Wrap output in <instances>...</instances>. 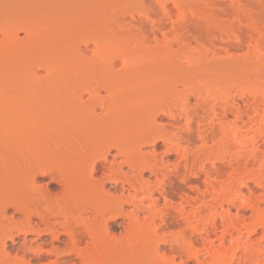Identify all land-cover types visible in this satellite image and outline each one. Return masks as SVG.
Listing matches in <instances>:
<instances>
[{"label":"rangeland","instance_id":"rangeland-1","mask_svg":"<svg viewBox=\"0 0 264 264\" xmlns=\"http://www.w3.org/2000/svg\"><path fill=\"white\" fill-rule=\"evenodd\" d=\"M31 21L36 26H40L43 34L51 29L50 35L41 34L40 36H43L38 37L39 40L27 39V33L21 30L24 26L21 23H31ZM5 30L6 32L18 30L17 37L8 38L4 33ZM140 56H147L145 60L142 59L144 62L148 57H153L155 60L142 62L140 68L138 65L130 68L129 65L126 66L128 59L143 58ZM123 66H126V70ZM115 81L119 84H114ZM121 82L123 85H120ZM140 82L143 86L139 85ZM124 84L126 86L130 84L129 87L134 89L129 87L128 89ZM113 88L117 92L114 97H112ZM121 92H125L122 93V97ZM129 96L132 100H128ZM109 100L112 101L111 106ZM117 100L122 103L125 100L129 101L126 102L128 106L125 103L119 104ZM113 103H117L114 106L120 109L116 108L115 111L116 109L112 108ZM108 106L112 108L111 115L107 110L105 111ZM36 107L38 110L35 109ZM91 124L94 127L96 124V129L93 126L92 129ZM99 124H102V127ZM59 125L63 127L60 128ZM104 126L108 132L103 128ZM89 128L90 136L94 134L93 140L102 138L99 135H104V131L107 133L102 138V141L106 140L102 143V147L105 146V152L112 148L110 154L105 153V156L108 154L107 164L114 167L112 173L108 171V174H114L113 176L119 179L112 184L108 180L105 183V189H110L111 194L117 195L115 200L106 196L105 209L108 213L118 215V220L122 221L121 217L124 213L122 212L121 215V206H118L121 203L118 201L117 204L116 201L119 200L118 195L123 194L124 197H120L125 199L120 201L124 200L125 203L127 200L125 211L128 213L132 208L134 209L135 204H142V208L143 205H150L148 199L144 200L141 194H146V190L139 191L142 190L140 185H143L144 181L143 186L151 189L155 186L154 189L157 191L160 189L158 191L160 194L161 189L163 191L164 188L166 196L168 194L171 199L172 205L168 199L170 206H166L162 195L157 192L153 195L154 198L157 195L161 203L159 207L154 206L156 210L153 211L165 205V208L167 207L165 219H160L162 216L159 212L157 215L149 212L147 208L149 206L144 208L148 213L142 217L144 219L149 217L145 222L149 224L144 225L145 229L144 226L141 227L142 233L140 228L137 230L140 231L139 235L137 233V264H238L237 261L239 262L244 254L242 249L245 251V246H251V243L255 245L261 243L264 246V224L260 221L264 218V0H52L51 2L50 0H0V181H2L0 204L2 202L5 204L4 201L10 199L16 202L26 189L24 197L28 201L26 203V198L22 195L21 198L19 197L22 202L30 204L28 202L31 201L33 205L39 200L40 198L36 200L32 197L35 194L28 188L23 190L22 183L23 185L25 181V184L28 183L32 171L38 169L39 161L44 162L45 160L42 159L45 157L49 156V162L64 153L70 151L74 153L75 149L72 147L76 148L77 142L79 145L87 141ZM97 128L101 131L100 133L97 131L98 135H96ZM118 128L119 131L117 130L116 133L114 130ZM117 141L124 143V147ZM56 142L57 144H54ZM127 149L132 155L143 157L141 162L147 163L148 167L144 169L146 164L130 155ZM113 153L118 156L114 158ZM125 156L130 160V164L136 161V166L139 162L137 168L141 169L130 171ZM129 156L131 158H128ZM110 159H116L118 163ZM122 163H126V166L121 165ZM120 165L121 167H118ZM151 165L155 172H158L157 174L150 171ZM117 167L123 170L120 171ZM127 171L129 176L132 175L131 178L129 176L127 178L135 182L138 190L129 183L124 185L123 182L121 183L120 179L124 180L123 172ZM135 175H138L136 176L138 180L141 177L144 181L140 180V183L138 180L134 181ZM38 181L45 182L44 179ZM244 183L248 185V189L251 187L252 189L248 190ZM119 185L127 188L122 192ZM17 186L19 191L18 189L16 191L21 193L20 195L15 193L14 187ZM117 187L119 191L116 190ZM137 191L140 193L136 194ZM179 195H184V199L189 200L188 205L185 201L187 209L185 215L188 219L185 221L182 218L178 220L179 215L175 214L176 206L181 201ZM144 196L145 198L148 196V191ZM133 197L140 199V204ZM131 198L136 203L133 204ZM231 198V201L237 200V204L233 207L231 205L232 209L228 214L224 212L230 205L226 200ZM208 202L209 204L215 202L216 206V203H219L223 208L218 206L211 209L210 205L206 204ZM37 203L39 204L40 201ZM221 203L223 206L220 205ZM43 204L44 202L39 208H44ZM251 205L257 206V209ZM10 213L13 211L11 210ZM108 213L105 214V223L99 221L100 224H97L96 245L87 249L85 253L89 255L86 256L87 258L92 256L94 260L91 258L87 259L88 262H81L74 259V263L123 264L127 258L124 248L127 250L128 241L124 238L121 229L114 228V219L109 221L108 218L111 216L110 214L108 216ZM154 217L157 224L162 225L157 231L153 230L150 224L151 218L153 220ZM19 218L21 215H16V219ZM103 226L106 232L102 230ZM106 227L111 229L110 232ZM253 230L257 231L253 233ZM97 232L101 235L97 236ZM118 237L119 240L116 239L117 241L114 242L113 239ZM90 250L92 253L95 251L98 257H94L97 255L92 253V255L88 254ZM218 251L228 252L227 256L223 255V257V253ZM216 253L221 254L222 262H216L219 258H216ZM10 254L11 262L6 259L0 260L1 264H13V257H16L15 250H11ZM261 255L257 257L259 261L253 257L254 261L251 264L260 263L261 259H264V255L262 257ZM2 258L4 259L0 253V259ZM50 258L55 260L56 256L52 255ZM68 258L64 259L71 262L72 258ZM262 262L260 264H264V260ZM32 264H40V261H33Z\"/></svg>","mask_w":264,"mask_h":264},{"label":"bare ground","instance_id":"bare-ground-1","mask_svg":"<svg viewBox=\"0 0 264 264\" xmlns=\"http://www.w3.org/2000/svg\"><path fill=\"white\" fill-rule=\"evenodd\" d=\"M24 1V0H23ZM28 1V0H27ZM52 0H50V2H51ZM64 1V0H63ZM69 1V0H68ZM48 2V1H47ZM59 2V1H58ZM71 2V1H70ZM22 3V2H21ZM26 3V2H25ZM54 4H55V2H53ZM61 3V2H60ZM68 3V2H67ZM28 4H30V1H29V3ZM47 4V3H46ZM49 4V3H48ZM70 4V3H69ZM27 5V4H26ZM50 5V4H49ZM27 10V9H26ZM70 10V9H69ZM46 14V13H45ZM42 15V14H41ZM65 16V15H64ZM29 17V16H28ZM32 17V16H31ZM40 17V16H39ZM49 17V16H48ZM26 18V17H25ZM68 18H69V16H68ZM72 18V17H71ZM75 18V17H74ZM33 19V18H32ZM27 19H25V21H26ZM41 20V19H40ZM55 20V19H54ZM66 20V19H65ZM69 20H70V18H69ZM25 21H23V22H25ZM32 21H34V19L32 20ZM31 21V23L29 22V23H21L22 25L24 24V26L22 27V29L21 30H23L25 33H27V39H37L38 37H42L44 34H49L50 35V32H51V29H48L44 34L42 33V31L40 30V26L38 27V26H36L35 25V23H33ZM39 21V20H38ZM48 21V20H47ZM40 22V21H39ZM41 23V22H40ZM36 24H37V20H36ZM46 24V23H45ZM55 24V23H54ZM72 24V23H71ZM48 25V24H47ZM52 25V24H51ZM52 27H53V25H52ZM56 27V26H55ZM71 27V26H70ZM51 28V27H50ZM53 29V28H52ZM62 29V28H61ZM71 29V28H70ZM20 30V29H19ZM60 30V29H59ZM18 31V30H17ZM17 31H15V30H13V31H8V32H6V30H5V35L8 37V38H10V39H15L16 37H17V34H18V32ZM53 31V30H52ZM161 31V30H160ZM163 31V30H162ZM165 32V31H164ZM152 33H153V31H152ZM41 34H43L42 36H40ZM52 34H53V32H52ZM59 34V33H58ZM162 34H164V33H162ZM46 36V35H45ZM164 36V35H163ZM47 37V36H46ZM156 37V36H155ZM166 37V36H165ZM154 38V37H153ZM41 39V38H40ZM159 39V38H158ZM37 40H39V39H37ZM12 41V40H11ZM30 41V40H29ZM48 41V40H47ZM40 42V41H39ZM49 42V41H48ZM35 43V42H34ZM31 47V46H30ZM140 57H143V58H141V59H135V60H132V58H131V60H127L126 61V66L127 65H129V68H130V66H133V65H138V67H139V65H142V62L143 63H148L147 61H149V59H152V60H155V59H153V57L152 58H150V57H148V59H147V61L146 62H144V58L145 57H147V56H140ZM127 58H129V57H127ZM138 58V57H137ZM142 59H144V60H142ZM124 61H125V58L123 59ZM151 60V61H152ZM164 60V59H163ZM195 61V60H194ZM116 62V61H115ZM155 62V61H154ZM159 63H160V60L158 61ZM162 62V61H161ZM150 63H152V62H150ZM122 64V63H121ZM124 64V65H125ZM155 64H158V63H155ZM194 64V63H193ZM149 65V64H148ZM162 65V64H161ZM39 66V65H38ZM40 66H42L41 64H40ZM125 66V67H126ZM145 66V65H144ZM144 66H142V68L144 67ZM151 66V65H150ZM152 66H154V64L152 65ZM124 67V66H123ZM124 67V69L126 70V68ZM147 67V66H146ZM33 68V67H32ZM115 68V67H114ZM134 68H135V66H134ZM140 68V67H139ZM139 68H137V70L139 69ZM35 69H36V66H35ZM123 69V68H122ZM132 69V68H131ZM147 69V68H146ZM128 71H129V69H128ZM130 74V73H129ZM118 75H119V73H118ZM117 77V76H116ZM117 79H118V77H117ZM128 79V78H127ZM130 79V78H129ZM111 81V80H110ZM109 81V82H110ZM119 81V80H118ZM122 82H123V79L121 80ZM131 81V80H130ZM142 81V80H141ZM121 82V84L120 85H123V83ZM128 82V81H127ZM133 82V81H132ZM137 82V81H136ZM135 82V83H136ZM118 84H119V82H117ZM116 83V81H115V83L114 84H117ZM113 84V83H112ZM117 84V85H118ZM128 84V83H127ZM131 84H133V83H131ZM142 85L143 83H139V85ZM145 84V83H144ZM125 85V84H124ZM130 85V84H129ZM129 85L128 86H126L127 88L129 87ZM135 85V84H134ZM147 85V84H146ZM116 86V85H115ZM138 86V85H137ZM136 86V87H137ZM143 86V85H142ZM106 87V86H105ZM113 87V86H112ZM135 87V89H138V88H136ZM139 87H141V86H139ZM146 87V86H145ZM108 88V87H107ZM120 88V87H119ZM129 88H132V87H129ZM128 88V89H129ZM114 89V88H113ZM132 89H134V88H132ZM131 89V90H132ZM144 89V88H143ZM97 90V89H96ZM95 90V91H96ZM109 90V89H108ZM122 90V89H121ZM56 91V90H55ZM54 91V92H55ZM77 91V90H76ZM89 91V90H88ZM112 90H110V92H111ZM113 91H115V92H113ZM112 91V94H113V96H112V94H111V96L112 97H114L115 96V93H117L116 92V89H114ZM117 91H118V88H117ZM127 91V90H126ZM133 91H135V90H133ZM146 91V90H145ZM89 92H91V90L89 91ZM99 92V91H98ZM108 92V95H110L109 94V91H107ZM119 92V91H118ZM59 93V92H58ZM120 93V92H119ZM122 93H125V92H121V94ZM128 93V92H127ZM130 93V92H129ZM132 93V92H131ZM151 93V92H150ZM82 94H83V91H82ZM135 94V93H134ZM81 94H79V96H80ZM95 95V94H94ZM131 95V94H130ZM154 95V94H153ZM54 96H55V94H54ZM110 96V97H111ZM123 96V94L121 95V97ZM135 95H133V97H134ZM110 97H108V98H110ZM119 97V96H118ZM118 97H116V98H118ZM130 97V96H129ZM152 97V96H151ZM81 98V97H80ZM106 98V97H105ZM141 98V97H140ZM149 98V97H148ZM154 98V97H153ZM42 99H44L43 97H42ZM128 99V98H127ZM152 99V98H151ZM81 100V99H80ZM116 100V99H115ZM114 100V101H115ZM122 100H124V99H122ZM128 100H132L131 99V97H130V99H128ZM134 100H137V99H134ZM133 100V101H134ZM145 100H147L148 101V99H145ZM149 100H150V98H149ZM109 101H111V100H109ZM118 101V100H117ZM119 102V101H118ZM126 102H129V101H127V100H125V104H126ZM135 102V101H134ZM140 102V101H139ZM150 102H152V101H150ZM108 103V102H107ZM120 103H122L121 101L119 102V104ZM124 103H122V104H124ZM140 103H142V102H140ZM43 104H45V103H43ZM53 104V103H52ZM76 104V103H75ZM78 104H79V102H78ZM114 104H117V103H113V109L115 108H118V106L117 107H115L114 106ZM81 105V104H80ZM112 105V101H111V104H110V106ZM132 105V104H131ZM138 105V104H137ZM29 106V105H28ZM37 106V105H36ZM48 106V105H47ZM82 106V105H81ZM80 106V108H82ZM99 106V105H98ZM126 106H128L127 104H126ZM133 106V105H132ZM35 107V106H34ZM43 107V106H42ZM42 107H40V108H42ZM57 107V106H56ZM66 107V106H65ZM84 107V106H83ZM89 107H91V106H89ZM88 107V108H89ZM105 107H106V105H105ZM109 107V106H108ZM107 107V108H108ZM122 107H123V105H122ZM134 107V106H133ZM138 107H139V105H138ZM78 108V107H77ZM94 108V107H93ZM105 109V111L107 110L108 112V114L111 112V110H112V108L111 107H109V109H110V111H109V109ZM124 108H125V106H124ZM33 109V108H32ZM36 110H38L37 109V107L35 108ZM46 109H48V108H46ZM53 109H54V107H53ZM62 109V108H61ZM84 109V108H83ZM118 109H120V108H118ZM133 109V108H132ZM86 110V109H85ZM91 110V109H90ZM89 110V111H90ZM124 110V109H123ZM128 110V109H127ZM32 111V110H31ZM43 111V110H42ZM58 111V110H57ZM104 111V110H103ZM115 111H117V109L115 110ZM119 111V110H118ZM120 111H122V110H120ZM132 111V110H131ZM139 111V110H138ZM26 112H27V110H26ZM45 112H46V110H45ZM48 112V111H47ZM52 112V111H51ZM61 112H62V110H61ZM92 112V111H91ZM114 112V111H113ZM127 112V111H126ZM42 113H44V112H42ZM41 113V114H42ZM71 113H73V112H71ZM97 113V112H96ZM99 113V112H98ZM97 113V114H98ZM115 113V112H114ZM119 113V112H118ZM129 113V112H128ZM40 114V115H41ZM66 114V113H65ZM67 114H69V113H67ZM78 114V113H77ZM90 114V113H89ZM100 114V113H99ZM102 114H105V113H102ZM112 113H110V115H111ZM64 115V114H63ZM71 115V114H70ZM73 115V114H72ZM76 115V114H75ZM74 115V116H75ZM79 115V114H78ZM95 115V114H94ZM107 115V114H106ZM114 115V114H113ZM135 115V114H134ZM32 116H34V115H32ZM48 116V115H47ZM46 115H45V117H47ZM52 116V115H51ZM57 116H58V114H57ZM67 116V115H66ZM66 116H65V118H66ZM73 116V117H74ZM102 116V115H101ZM105 116V115H104ZM44 117V118H45ZM60 117V116H59ZM72 117V116H71ZM84 117H85V115H84ZM98 117H100V116H98ZM97 117V118H98ZM103 117V116H102ZM159 117V116H158ZM64 118V117H63ZM77 118V117H76ZM76 118H74V119H76ZM86 118V117H85ZM96 118V119H97ZM116 118V117H115ZM121 118V117H120ZM56 119H58V118H56ZM73 119V118H72ZM129 119H131V118H129ZM78 120V119H77ZM80 120V119H79ZM78 120V121H79ZM86 120V119H85ZM61 121V120H60ZM112 121V120H111ZM126 121V120H125ZM43 122V121H42ZM56 122V121H55ZM61 122H63V121H61ZM68 122V121H67ZM92 122V121H91ZM153 122V121H152ZM60 123V122H59ZM96 124H97V121L95 122ZM108 123H110V122H107V124ZM112 123V122H111ZM110 123V124H111ZM121 123V122H120ZM129 123H131V122H129ZM46 124V123H45ZM49 124H52V123H49ZM61 124V123H60ZM88 124V123H87ZM96 124H95V127H96ZM106 124V123H105ZM109 124V125H110ZM113 124V123H112ZM115 124V123H114ZM117 124H118V122H117ZM163 124V123H162ZM166 124V123H165ZM57 124L55 123V126H56ZM85 125V124H84ZM83 125V126H84ZM100 125V124H99ZM102 125V124H101ZM100 125V127H102ZM124 125V124H123ZM129 125V124H128ZM43 126H45V125H43ZM47 126V125H46ZM65 126V125H64ZM92 126H93V128H95L94 127V125H92L91 124V128H92ZM49 127V126H48ZM59 127H60V125H59ZM61 127H63V126H61ZM60 127V128H61ZM81 127V126H80ZM97 127H99V126H97ZM109 126H107V128H108ZM112 127H113V125H112ZM118 127H119V125H118ZM135 127V126H134ZM43 128V127H42ZM44 128H46V127H44ZM52 128V127H51ZM64 128H66V127H64ZM73 128V127H72ZM77 128V127H76ZM84 128V127H83ZM87 128V127H86ZM92 128V129H93ZM104 129L106 128L105 126L103 127ZM49 129V128H48ZM68 129V128H67ZM81 129V128H80ZM91 129V130H92ZM96 129V128H95ZM99 128H97V130H96V132L98 131L99 133L101 132L100 131V129L98 130ZM51 130H53V129H51ZM55 130V129H54ZM72 130H74V129H72ZM84 130V129H83ZM88 130V135L86 136V138H87V141L85 140V143H83V142H81L79 145H78V142H77V145L75 146L76 148H77V146H78V148L76 149V148H74V147H72L73 149H75V151H74V153L72 152V153H70V152H67V153H70V154H62V155H59L60 156V158H58V157H56V160H55V157H54V160H53V158L52 157H50L53 161H49L50 162V164H49V162H48V160H49V156L48 155H46V156H48L46 159L44 158V159H42V158H39V159H42V160H45L44 162H40L39 161V163L41 164V166H40V164H39V166H38V169H35V168H33V169H35V170H33L32 171V173H31V171H30V173H31V176L29 175V173H26V175L28 174L29 176V180H28V183L27 184H25L26 183V181L24 182V185H23V183H22V188H23V190L24 189H26V188H28V190H30V192L31 193H33V194H35V196L33 195L32 197L33 198H36V200L38 199V198H40L41 200H42V202H41V200L39 199V200H37V201H35V206H33V205H31V201H29L28 203H30V204H25L24 202L25 201H23L22 202V200H20L19 199V197L21 198V196L23 195V197L26 195V194H24L25 192H27V189L25 190V191H23L24 193H19L18 191H19V188H18V186H17V188H15L14 187V190H15V193L17 192V193H19V197H18V199H16V202H14L15 200H13V201H10V200H8L7 202L6 201H4L5 202V204L2 202L1 204H3L2 205V209H0V253H1V255H3V257H4V259L2 258V259H0V260H7V261H9V262H11V250L12 251H14L15 250V252H16V254L14 255V256H16V257H13V264H32L33 263V261H40V264H61V263H66V264H68V262H69V264L71 263V262H73V260L74 259H76V260H80L81 262H88L89 260H87V259H91L92 258V256L89 258H87L86 256H89V255H87V254H85L87 251V249H90L91 247H93V245L95 244V242H96V235H95V232H96V227H97V224H98V222L99 221H104V223H105V214H107L108 212H107V210L105 209V198H106V196L108 195L109 197H110V199L112 200V198H114V200L115 199H117V195H115V194H111V192L112 191H110V189H108V190H106L105 189V183H106V180H108L109 182H111V184H112V182L113 181H118L119 179L118 178H116V177H114L113 175H111V174H108V171H112L113 169L112 168H114V167H111V166H109V165H111V164H107V160L109 159V157H108V154H110L109 153V151L112 149H110L109 151L107 150V152H105V146H103L102 147V143H104L106 140H104L103 139V141H102V138L103 137H105L106 135H107V133L106 132H108L106 129V132L104 131V135H102V136H100L99 135V137H102V138H100V139H94L93 140V136H94V134H93V136L91 137L90 136V134H89V130H90V128L89 129H87ZM101 130H103L102 128H101ZM111 130V129H110ZM114 130V129H113ZM119 131V128L118 129H116V130H114L115 132L116 131ZM122 130H123V128H122ZM44 131V130H43ZM70 131V130H69ZM114 131H112L113 133H114ZM35 132V131H34ZM60 132V131H59ZM75 132V131H74ZM87 132V131H86ZM98 132L96 133V135H98ZM110 132V131H109ZM112 132H110V133H112ZM58 133V132H57ZM64 133V132H63ZM71 133V132H70ZM90 133H91V131H90ZM93 133H95L94 131H93ZM117 133V132H116ZM119 133V132H118ZM49 134V133H48ZM102 134V133H101ZM123 134V133H122ZM121 134V135H122ZM50 135V134H49ZM58 135H60V134H58ZM64 135V134H63ZM71 135H74V134H71ZM76 135H77V133H76ZM76 135L74 136V137H76ZM81 135V134H80ZM111 135V134H110ZM120 135V134H119ZM46 136V135H45ZM52 136H53V134H52ZM55 136V135H54ZM81 136H83V135H81ZM36 137V136H35ZM41 137V136H40ZM62 137V136H61ZM84 137H85V135H84ZM97 137V136H96ZM113 137H114V135H113ZM44 138H46V137H44ZM50 137H48V139H49ZM63 138V137H62ZM67 138V137H66ZM73 138V137H72ZM109 138V137H108ZM119 138V137H118ZM155 138V137H154ZM11 139V138H10ZM64 139V138H63ZM77 139V138H76ZM107 139V138H106ZM152 139V138H151ZM157 139V138H156ZM34 140V139H33ZM39 140V139H38ZM65 140H67V139H65ZM69 140V139H68ZM67 140V141H68ZM79 140V139H78ZM40 141V140H39ZM45 141V140H44ZM57 141V140H56ZM67 141H65V142H67ZM80 141V140H79ZM157 141V140H156ZM33 142V141H32ZM53 142H55V141H53ZM62 142H63V140H62ZM109 142V141H108ZM111 142V141H110ZM117 142H120V141H117ZM124 142V141H123ZM155 142V141H154ZM49 143V142H48ZM64 143V142H63ZM62 143V144H63ZM73 143H75L74 141H73ZM114 143V142H113ZM121 144H122V142H120ZM21 144V143H20ZM51 144V143H50ZM54 144H57V142L56 143H54ZM71 144V143H70ZM76 144V143H75ZM124 144V143H123ZM122 144V146L124 147V145ZM3 145H4V143H3ZM34 145V144H33ZM37 145H39V144H37ZM43 145V144H42ZM68 145V144H67ZM105 145V144H104ZM108 145V144H107ZM110 145H112V144H110ZM117 145V144H116ZM128 145V144H127ZM127 145H126V147H127ZM22 146V145H21ZM46 146H48V145H46ZM53 146V145H52ZM51 146V147H52ZM35 147V146H34ZM44 147V146H43ZM57 147H58V145H57ZM66 147H70V146H66ZM80 147V148H79ZM92 147H95L96 149L94 150ZM109 147V146H108ZM108 147L106 148V149H108ZM114 147V146H113ZM118 147H119V145H118ZM130 147V146H129ZM8 148V147H7ZM11 148V147H10ZM41 148V147H40ZM54 148V147H53ZM65 148V147H64ZM142 148V147H141ZM21 149V148H20ZM19 149V150H20ZM44 149H45V147H44ZM51 150H52V148H50ZM54 149H57V148H54ZM66 150H67V148H65ZM118 149V148H117ZM122 149V148H121ZM120 149V150H121ZM59 150V149H58ZM64 150V149H63ZM119 150V151H120ZM123 150H125L126 151V149H123ZM128 150V149H127ZM42 151V150H41ZM4 152V151H3ZM43 152V151H42ZM64 152H66L65 150H64ZM118 152V151H117ZM116 152V153H117ZM2 153V152H1ZM8 153V152H7ZM7 153L5 154V155H7ZM37 153V152H36ZM43 153H45V152H43ZM42 153V154H43ZM49 153V152H48ZM53 153H55V152H53ZM60 153V152H59ZM105 153H108V154H106L107 156H105ZM125 153V152H124ZM127 153V152H126ZM128 153H129V150H128ZM127 153V154H128ZM16 154V153H15ZM41 154V155H42ZM52 154V153H51ZM114 154V153H113ZM130 155H132L131 154V152L129 153ZM141 154V153H140ZM18 155V154H17ZM33 155H34V153H33ZM54 155H57V154H54ZM117 154H114V158H115V156H116ZM137 155V154H136ZM1 156V155H0ZM22 156V155H21ZM51 156V155H50ZM118 156V155H117ZM123 156V155H122ZM128 156V155H127ZM132 156H134V155H132ZM138 156H140V155H137V157L136 156H134V157H136V159L138 158V159H140V162H141V159H143V157L142 158H139ZM25 157V156H24ZM27 157V156H26ZM134 157H132V158H134ZM146 157H147V155H146ZM149 157H150V155H149ZM148 157V160L150 159ZM20 158V157H19ZM57 158H58V160H57ZM111 158V157H110ZM119 158V157H118ZM124 158H126L127 159V157L125 156ZM128 158H131L130 156L128 157ZM17 158L15 157V159L14 160H16ZM23 159V158H22ZM29 159H31V158H29ZM38 159V158H37ZM38 159V160H39ZM106 159V160H105ZM135 159V160H136ZM145 159V158H144ZM10 160V159H9ZM18 160H20V159H18ZM25 160H27V159H25ZM41 160V161H42ZM111 160V159H110ZM109 160V163H111V161H115L114 159L113 160H111L110 161ZM128 160V161H127ZM127 160H125V161H127V165H129L130 166V171H134V170H136V168H137V163L138 164H140L139 162H137L136 163V166H135V162H133V163H131L130 164V160L129 159H127ZM133 160V159H132ZM105 161H106V163H105ZM138 161V160H137ZM153 161V160H152ZM28 162V161H27ZM47 162V163H46ZM116 162H117V160H116ZM115 162V163H116ZM122 162H124V161H122ZM156 162V161H155ZM24 163H25V161H24ZM118 163V162H117ZM141 163H143V164H146V165H144V167H143V164H141V166L145 169L146 168V166L148 165L147 163H144V162H141ZM152 163V162H151ZM263 163H264V161H263ZM21 164V163H20ZM37 164V163H36ZM113 164V163H112ZM124 163H122L121 165H123ZM126 164V163H125ZM124 164V165H125ZM132 164H133V166L135 167H133L132 166ZM6 165H7V163H6ZM15 165V164H14ZM38 165V164H37ZM36 165V166H37ZM105 165H108V167L106 166L105 167ZM121 165L120 166H118V167H121ZM262 166H263V164H261ZM114 166V165H113ZM116 166V165H115ZM126 166V165H125ZM141 166H139L138 165V167H141ZM155 166V165H154ZM26 167V166H25ZM34 167V166H33ZM117 167V168H118ZM124 167V166H123ZM122 167V168H123ZM148 167V166H147ZM150 168H151V172L152 173H154L156 170H154V168L152 167V165L151 166H149ZM3 168H4V166H3ZM13 168V167H12ZM37 168V167H36ZM106 168V169H105ZM116 168V169H117ZM142 168V169H143ZM32 169V168H31ZM115 169V170H116ZM118 169H120V168H118ZM134 169V170H133ZM137 169H141V168H137ZM156 169V168H155ZM264 169V168H263ZM15 170H17V169H15ZM123 169H120V171H122ZM3 171V170H2ZM5 171H7V170H5ZM23 171H24V169H23ZM29 171V170H28ZM117 171V170H116ZM126 171V170H125ZM139 171V170H138ZM141 171V170H140ZM145 171V170H144ZM159 172H160V170H158ZM15 172V171H14ZM142 172V171H141ZM18 173V172H17ZM112 173V172H111ZM114 173V172H113ZM151 173V174H152ZM156 174L158 173V172H155ZM6 174V173H5ZM21 174H23V172L21 173ZM131 174V173H130ZM135 174H136V172H135ZM138 174V173H137ZM143 174V173H142ZM160 174V173H159ZM162 174V173H161ZM160 174V175H161ZM16 175V174H15ZM25 175V174H24ZM122 175V174H121ZM123 177H124V180L121 178L120 179V181H121V183L123 182V185L125 184V183H129V185H131V186H133V188H137L136 187V185H135V182H133V181H131L130 179H128L127 177L129 176V171H127L126 173L125 172H123ZM141 175V174H140ZM139 175V176H140ZM163 175V174H162ZM11 176H12V174H11ZM21 176V175H20ZM131 176L132 175H130L129 177L131 178ZM136 176H138V175H135L134 176V178L136 177ZM142 176V175H141ZM153 176H155L154 174H153ZM3 177L5 178V176H4V173H3ZM119 177H121V176H119ZM126 177V178H125ZM156 177H157V175H156ZM183 177V176H182ZM138 177H136L135 178V180L134 181H137L138 179H137ZM140 178V180H142V178L141 177H139ZM158 178V177H157ZM8 179H9V177H8ZM39 179H44L45 180V182L44 183H39ZM118 179V180H117ZM1 180V179H0ZM6 180V179H5ZM140 180H138L139 181V183L141 182ZM159 180V179H158ZM6 181H8V180H6ZM107 181V182H108ZM142 181H144V180H142ZM182 181H184V180H182ZM243 181V180H242ZM241 181V182H242ZM0 182H2V181H0ZM145 182V181H144ZM144 182H143V185H144ZM152 182H154V181H152ZM244 182V181H243ZM242 182V183H243ZM246 182V184H249L247 181H245ZM6 183V182H5ZM20 183V182H19ZM2 184V183H1ZM117 184H118V182H117ZM151 185L153 184V183H150ZM245 183H244V186H246L247 187V189H248V185H246ZM13 185H15V184H13ZM16 185H18V184H16ZM140 185V184H139ZM138 185V186H139ZM142 184L140 185V189H142V190H139V191H144V190H146L145 191V193L146 194H144V193H141L142 194V196L144 197V200L145 199H148V202H149V204L150 205H147V206H149V207H147L146 205H143L144 206V208L145 207H147L148 209H149V212H151L153 215L155 214V215H157V213L159 212L160 214H161V216H162V218L160 217V219L162 220V219H165V218H167V216H166V214H167V211L165 210L166 208H165V205L166 206H170L169 204H168V199H170L169 197H168V194H167V196H166V194H165V192H164V188H163V191H162V189H161V194H160V192L158 193V191H160V189H158V191L156 190V189H154V188H156L155 186H153L152 188L153 189H151V187L150 188H148V190H147V188L145 187V186H143ZM145 185H146V183H145ZM154 185V184H153ZM2 186V185H1ZM6 186V185H5ZM12 186V185H11ZM24 186H27V187H25L24 188ZM117 186V185H116ZM128 186V185H127ZM130 186V188L131 189H133L132 187ZM148 186H149V183H148ZM20 187H21V184H20ZM119 187H121L120 185H119ZM160 187V186H159ZM250 187V186H249ZM6 188V187H5ZM114 188V187H113ZM127 187L125 186H122L121 187V189H122V192H123V190H125ZM129 188V189H130ZM145 188V189H144ZM160 188H162V186L160 187ZM10 189V188H9ZM12 189H13V187H12ZM18 189V191H16ZM117 189H119L118 187L116 188V190ZM250 189V188H249ZM248 189V190H249ZM251 189H252V187H251ZM250 189V190H251ZM255 189V188H254ZM253 189V190H254ZM128 190V189H127ZM136 190H138V188L136 189ZM3 191H5V190H3ZM10 191H11V189H10ZM117 191H119V190H117ZM121 191V190H120ZM139 191H137V193L136 194H138V193H140ZM147 191H148V196H146V198H145V196L144 195H147ZM8 192V191H7ZM12 192V191H11ZM22 192V191H21ZM155 192H157L158 194H160V196L162 195L164 198L163 199H165L164 200V202L166 201V204L165 205H163L164 207H162V208H159V210L157 209V211H153L155 208H153L154 206H158V205H161V203H160V198L158 197L157 198V195L155 196V198H154V193ZM241 192V191H240ZM105 193H106V195H105ZM113 193H116V192H113ZM134 193H135V191H134ZM167 193H168V191H167ZM9 194V193H8ZM13 194V193H12ZM144 194V195H143ZM7 195V194H6ZM114 195V196H113ZM1 196V195H0ZM4 197H7V196H5V195H3ZM29 196V195H28ZM120 196H123L124 197V194L123 195H118V198H119V200H117L116 201V203L118 204V201H119V203H121V205H118V206H121V215L124 213V216L123 217H121V219H122V221H119L118 220V218H117V216L118 215H115V214H112V212L111 213H108V216H109V214H110V218H108L109 219V221L110 220H113L114 221V224H115V226H114V228H119V229H121V231L123 232V234H124V238H127V240L126 239H124V240H126V241H128V243L126 244L127 246H126V248H127V250L124 248V253H126V256H127V258H125V261L123 262V264H137V255H138V250H136L137 249V238H138V236H137V233H138V235H139V233H140V231H137L139 228H140V230H141V227H143L144 225H148L149 223H145V222H147L146 221V219H144L142 216H144L145 214L147 215V213H148V211H147V213H146V209H144V208H142V204H140V202H139V200H138V198L136 199L135 197H133L134 199H136V201H138V204H140V205H137V204H135L134 205V209L132 210H130L129 212L130 213H128V212H126L125 211V206H126V202H127V200H126V202L125 203H123V201H120V200H122V199H125V198H122L121 199V197ZM130 196H136V195H130ZM184 195H179V198H181V201L178 203V205L176 206V211L175 212H177V213H175V214H178L179 215V217H177L178 218V220H179V218L181 219L182 218V220L184 219V221H185V219H187V217H186V213H187V209H186V207H185V201L187 202V205H188V198H186L187 200H185L184 199V197H183ZM2 197V196H1ZM9 197V196H8ZM14 197V196H13ZM16 197V196H15ZM143 197H141V199L143 198ZM168 197V198H167ZM185 197H188V196H186L185 195ZM12 198V197H11ZM24 198H26V197H24ZM24 198H22V199H24ZM29 200L31 199V198H28ZM109 199V198H108ZM110 199L108 200L109 202H111L110 201ZM127 199V198H126ZM1 200V199H0ZM6 200V199H5ZM18 200H20V201H18ZM32 200V199H31ZM35 200V199H34ZM131 200H132V202H133V199L131 198ZM230 200V201H229ZM232 200V198L231 199H227L226 201H227V203H229L230 205L228 206V207H226L227 209L224 211L225 213H228V214H230V212H231V205H232V207L234 206V205H236L237 204V200L235 201L234 199H233V201H231ZM2 201V200H1ZM0 201V202H1ZM27 198H26V203H27ZM38 201H40V203L38 204L37 202ZM136 201L134 200V202H133V204L134 203H136ZM141 201V200H140ZM44 202V204L42 205V206H45L44 208H39V205L41 204V203H43ZM115 202V201H114ZM113 203V202H112ZM141 203H143L144 204V202H141ZM172 202H171V199H170V204H171ZM177 203V202H176ZM214 203V204H213ZM226 203V202H225ZM0 204V205H1ZM38 204V205H37ZM132 204V203H131ZM174 204V203H173ZM207 205H210V208L212 207V208H217L218 206H219V203H216L217 204V206L215 205V202H212V204L210 203L209 204V202L208 203H206ZM37 205V206H36ZM115 205V204H114ZM172 205V204H171ZM186 205V206H187ZM206 205V206H207ZM220 205H222L223 206V203H221ZM255 205V204H254ZM254 205H251V206H253L254 207ZM257 205V204H256ZM133 206V205H132ZM259 206V205H258ZM159 207V206H158ZM172 207V206H171ZM171 207H169V208H171ZM221 206H219V208H220ZM252 207V208H253ZM113 208V207H112ZM115 208V207H114ZM119 208V207H118ZM157 208V207H156ZM211 208V209H212ZM221 208H223V207H221ZM254 208H256L257 209V206L256 207H254ZM259 208V207H258ZM147 209V210H148ZM225 209V208H224ZM245 209V208H244ZM13 211V213H10V211ZM112 210V209H111ZM127 210V209H126ZM156 210V209H155ZM173 210V209H172ZM213 210H215L216 211V209H213ZM212 210V211H213ZM236 210H238L237 208H236ZM241 210V209H240ZM251 210H253V209H251ZM109 211V210H108ZM119 211V210H118ZM254 211H255V209H254ZM257 212L259 211V209L258 210H256ZM123 212V213H122ZM186 212V213H185ZM190 212V211H189ZM188 212V213H189ZM217 212V211H216ZM238 212H240V211H238ZM118 213V212H117ZM194 213V212H193ZM242 213V212H241ZM18 214H20L21 215V218H19V219H16V215H18ZM118 214H120V212L118 213ZM174 214V213H173ZM238 214V213H237ZM254 214H255V212H254ZM253 214V215H254ZM256 214H258V213H256ZM120 215V216H121ZM159 215V214H158ZM194 215V214H193ZM241 215V214H240ZM176 216V215H175ZM255 216V215H254ZM257 216V215H256ZM258 216H262V215H258ZM173 217V216H172ZM116 218V219H115ZM174 218H176V217H174ZM263 218V217H262ZM107 219V220H108ZM126 219H128V221H126ZM148 219H149V217H148ZM147 219V220H148ZM157 219V218H156ZM261 218L259 217V219H258V221L260 220ZM181 220V221H182ZM188 220V219H187ZM263 220H264V218H263ZM263 220H260L261 222H262V224H264V221ZM159 221V220H158ZM165 221V220H164ZM183 221V222H184ZM259 221V222H260ZM183 222H182V224H183ZM102 223V222H101ZM104 223H102V224H104ZM160 223V222H159ZM163 223H166V222H163ZM176 223H177V221H176ZM179 223V222H178ZM100 224V223H99ZM98 224V225H99ZM150 224H152V229L153 230H155V231H157L160 227L162 228V225H160V224H157V221L155 220V217H154V219L152 220V218H151V223ZM162 224V223H161ZM181 224V225H182ZM215 224V221H214V223H213V225ZM261 224V223H260ZM105 225V224H104ZM185 225H187L186 223H185ZM225 225V224H224ZM151 226V225H150ZM167 226V225H166ZM215 226V225H214ZM217 226V225H216ZM145 227L146 226H144V228L143 229H145ZM98 228V227H97ZM103 228L104 229H102V230H104V232H106V230H105V226H103ZM107 228V227H106ZM166 228V227H165ZM179 228V227H178ZM180 228H181V226H180ZM142 229V230H143ZM147 229V231L149 232V230H148V228H146ZM205 229V228H204ZM256 229V228H255ZM107 230L110 232V228L108 227L107 228ZM141 230V233L143 232ZM151 230V229H150ZM182 230H184V229H182ZM211 230V229H210ZM210 230H209V232H210ZM226 230V229H225ZM100 231H101V229H100ZM205 231V230H204ZM257 230H253V233H255ZM104 232H102V233H104ZM112 232V231H111ZM213 232V231H212ZM225 232V231H224ZM98 233V232H97ZM108 233V232H107ZM145 233V232H144ZM184 233V232H183ZM208 233V232H207ZM214 233V232H213ZM99 234V235H98ZM97 234V236H100L101 235V233H98ZM111 234V233H110ZM112 234H114V233H112ZM111 234V235H112ZM116 234V233H115ZM206 234V233H205ZM211 234V233H210ZM215 234V233H214ZM228 234V233H227ZM110 235V236H111ZM180 235H181V233H180ZM209 235V234H208ZM109 236V237H110ZM115 236V235H114ZM120 236V235H119ZM207 236V235H206ZM116 237V236H115ZM144 238V237H143ZM149 238H151V237H149ZM154 238V237H153ZM119 240V237L118 238H115V239H113V241L115 242V241H117V240ZM121 239V238H120ZM222 239H224V238H222ZM226 239V238H225ZM102 240V239H101ZM105 240V239H104ZM123 240V239H122ZM227 240V239H226ZM103 241V240H102ZM126 241H124L125 243H126ZM223 241V240H222ZM118 242H121V241H118ZM100 243H101V241H100ZM99 243V244H100ZM122 243H123V241H122ZM225 243V242H224ZM85 244V245H84ZM239 244V243H238ZM249 244V243H248ZM247 244V245H248ZM82 245V246H81ZM83 245L85 246V247H83ZM96 245V244H95ZM104 245V244H103ZM124 245V244H123ZM123 245H121V246H123ZM246 245V244H245ZM244 245V246H245ZM251 246H245L246 248H245V251H244V249H242L243 250V252H244V254H242V256H241V258H240V260H239V262L237 261V263L238 264H251L252 263V261H254V259H253V257H256L255 258V260L257 259V257H260V255L262 254V255H264L263 253H264V246H262L261 245V243L259 244H257V245H255V244H250ZM83 247V248H82ZM95 247V246H94ZM102 247H104V246H102ZM101 247V248H102ZM240 246H238V248H239ZM99 248H100V246H99ZM98 248V249H99ZM224 248V247H223ZM243 248V247H242ZM104 249H105V247H104ZM94 250V249H93ZM101 250H103V248L101 249ZM223 250V249H222ZM98 251V250H97ZM105 251V250H104ZM95 251H93V253H92V250H90V253H88V254H95L94 253ZM121 252V251H120ZM220 251H218V253H219ZM263 252V253H262ZM101 253V252H100ZM122 254H123V252H121ZM218 253H216L217 255H216V258L217 257H219V258H217V260L218 261H216V262H218V263H220V261L222 262V256L223 255H226V253H228V252H225V251H221L220 253L222 254V256L220 257V255L221 254H218ZM236 253V252H235ZM91 254V255H92ZM52 255H55L56 256V259L55 260H52L50 257L52 256ZM95 255H97V254H95ZM118 255V254H117ZM262 255H261V257H262ZM94 256V255H93ZM227 256V255H226ZM65 257H69L68 259H71V262H70V260H67V259H64ZM94 257H98V255L97 256H94ZM224 257V256H223ZM235 257V256H234ZM163 258V257H162ZM169 258V257H168ZM236 258V257H235ZM124 259V258H123ZM164 259V258H163ZM212 259H214L213 257H212ZM253 259V260H252ZM261 259V258H260ZM16 260V261H15ZM92 260H94L93 258H92ZM258 260V259H257ZM262 261L264 260V259H261ZM260 260V261H261ZM1 261V262H2ZM6 261V262H7ZM46 261V262H45ZM213 261H215V260H213ZM259 261V260H258ZM260 262V263H263V262ZM1 262H0V264H1ZM5 262V261H4ZM92 262V261H91ZM184 262V261H183ZM257 262V261H256ZM175 263V262H174ZM200 263V262H199ZM213 263V262H212ZM260 263H258V264H260ZM10 264V263H9ZM72 264H76V262L74 263H72ZM216 264V263H215Z\"/></svg>","mask_w":264,"mask_h":264}]
</instances>
